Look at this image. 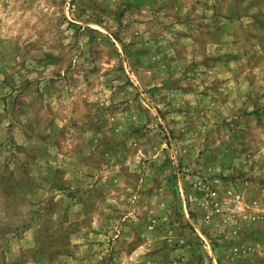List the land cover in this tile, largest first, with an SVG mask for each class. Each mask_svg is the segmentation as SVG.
<instances>
[{
  "label": "rangeland",
  "instance_id": "obj_1",
  "mask_svg": "<svg viewBox=\"0 0 264 264\" xmlns=\"http://www.w3.org/2000/svg\"><path fill=\"white\" fill-rule=\"evenodd\" d=\"M0 264H264V0H0Z\"/></svg>",
  "mask_w": 264,
  "mask_h": 264
},
{
  "label": "crops",
  "instance_id": "obj_2",
  "mask_svg": "<svg viewBox=\"0 0 264 264\" xmlns=\"http://www.w3.org/2000/svg\"><path fill=\"white\" fill-rule=\"evenodd\" d=\"M255 6H252L253 8H251L248 12H254L253 10H256V8H258V4H254Z\"/></svg>",
  "mask_w": 264,
  "mask_h": 264
}]
</instances>
